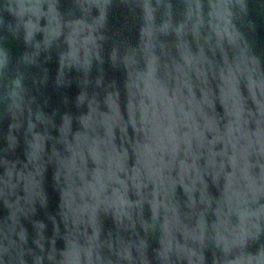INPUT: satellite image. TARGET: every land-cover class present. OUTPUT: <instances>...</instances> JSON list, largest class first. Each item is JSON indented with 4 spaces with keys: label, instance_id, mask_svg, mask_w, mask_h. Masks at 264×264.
<instances>
[{
    "label": "water",
    "instance_id": "water-1",
    "mask_svg": "<svg viewBox=\"0 0 264 264\" xmlns=\"http://www.w3.org/2000/svg\"><path fill=\"white\" fill-rule=\"evenodd\" d=\"M0 264H264V0H0Z\"/></svg>",
    "mask_w": 264,
    "mask_h": 264
}]
</instances>
